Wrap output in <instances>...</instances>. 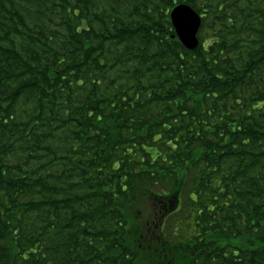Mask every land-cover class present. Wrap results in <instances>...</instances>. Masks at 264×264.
Returning a JSON list of instances; mask_svg holds the SVG:
<instances>
[{
    "label": "trees",
    "instance_id": "1",
    "mask_svg": "<svg viewBox=\"0 0 264 264\" xmlns=\"http://www.w3.org/2000/svg\"><path fill=\"white\" fill-rule=\"evenodd\" d=\"M0 264H264V0H0Z\"/></svg>",
    "mask_w": 264,
    "mask_h": 264
},
{
    "label": "water",
    "instance_id": "2",
    "mask_svg": "<svg viewBox=\"0 0 264 264\" xmlns=\"http://www.w3.org/2000/svg\"><path fill=\"white\" fill-rule=\"evenodd\" d=\"M175 35L188 49L198 46V32L202 24V15L188 3L176 4L170 11Z\"/></svg>",
    "mask_w": 264,
    "mask_h": 264
},
{
    "label": "rangeland",
    "instance_id": "3",
    "mask_svg": "<svg viewBox=\"0 0 264 264\" xmlns=\"http://www.w3.org/2000/svg\"><path fill=\"white\" fill-rule=\"evenodd\" d=\"M184 208H187V205H186V203H185V205H184ZM173 227V225L170 227V228H172ZM178 230L180 231L181 229L180 228H178ZM188 231H186V230H181V232L180 233H187Z\"/></svg>",
    "mask_w": 264,
    "mask_h": 264
}]
</instances>
